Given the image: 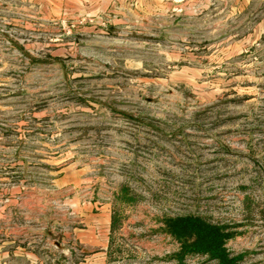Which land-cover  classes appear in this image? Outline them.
Returning <instances> with one entry per match:
<instances>
[{
    "label": "rangeland",
    "instance_id": "rangeland-1",
    "mask_svg": "<svg viewBox=\"0 0 264 264\" xmlns=\"http://www.w3.org/2000/svg\"><path fill=\"white\" fill-rule=\"evenodd\" d=\"M83 201L108 212L104 253L85 261L73 241L63 264H217L177 260L180 214L236 232L229 252L250 245L264 0H0V254L7 234L44 253L36 227L59 240Z\"/></svg>",
    "mask_w": 264,
    "mask_h": 264
},
{
    "label": "crops",
    "instance_id": "crops-1",
    "mask_svg": "<svg viewBox=\"0 0 264 264\" xmlns=\"http://www.w3.org/2000/svg\"><path fill=\"white\" fill-rule=\"evenodd\" d=\"M6 199L15 198L7 195ZM87 202L83 201V204L76 206L75 210L71 209L74 219L77 220L75 226L70 227L67 223L62 229L60 227L57 228L58 224L57 226H50V229L57 228L61 230L59 231V240L47 238L49 236V227L46 221L42 226L36 227V236L40 240H49L42 254L34 241H22L16 239L14 235L10 237L11 235L7 234L9 239L1 244V247H4L5 250L0 254V264H63L66 262L64 260L69 257L66 255L67 252L70 253L69 248L71 246L69 243L73 241H78L81 244L82 258L85 261L88 260L89 262L96 255L104 253L100 249H104L107 243L108 236L106 234L109 231L110 224L108 212L102 211L101 206H99L98 210L92 211V207ZM31 227L22 228V226H18V231L25 233V238L27 231H29L28 228ZM71 231H73L74 239H71L68 235ZM249 233L251 234L250 245L244 246L245 248L242 249L236 247L233 252L228 251V254L237 256V264H264V228H251L247 231V234ZM236 234V232L230 233L225 240L237 241L239 236ZM240 234L244 235L243 233ZM60 255L62 256L60 257Z\"/></svg>",
    "mask_w": 264,
    "mask_h": 264
},
{
    "label": "trees",
    "instance_id": "trees-1",
    "mask_svg": "<svg viewBox=\"0 0 264 264\" xmlns=\"http://www.w3.org/2000/svg\"><path fill=\"white\" fill-rule=\"evenodd\" d=\"M166 227L180 241L175 253L178 261L185 253L204 252L217 264H237V256H230L223 245L229 235L224 225L211 223L199 215L180 214L167 219Z\"/></svg>",
    "mask_w": 264,
    "mask_h": 264
}]
</instances>
